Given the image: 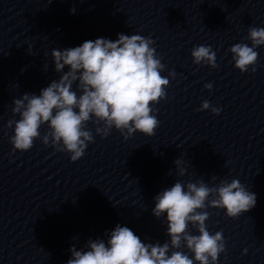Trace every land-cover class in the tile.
<instances>
[{
  "label": "clouds",
  "instance_id": "obj_1",
  "mask_svg": "<svg viewBox=\"0 0 264 264\" xmlns=\"http://www.w3.org/2000/svg\"><path fill=\"white\" fill-rule=\"evenodd\" d=\"M248 39L251 46L236 43L229 49L241 73L250 67L256 71L259 53L255 49L264 45V28L250 27ZM154 43L138 34L119 33L115 41L97 38L62 51L52 49L55 71L61 75L39 95L25 93L14 99L12 112L19 119L7 122L8 128L14 125L10 137L13 148L27 151L40 139L45 146L51 144L57 151L69 153L70 160L75 162L94 140L92 131L87 129L89 122L97 125L95 132L102 138L113 127L124 139L137 131L149 137L155 135L160 121L152 105L166 98L165 89L170 81L161 75L165 65ZM191 56L196 65L219 67L211 46H195ZM44 68L47 70V64ZM175 75L174 71L169 72V76ZM74 83L77 90H73ZM204 87L211 91L212 84ZM209 109L215 115L221 111L209 101H202L199 110ZM45 124L48 130L41 135L40 128ZM180 163L179 159L174 161L177 166ZM185 173L186 169L178 168V175ZM154 201L153 215L161 218L166 214L170 242H142L130 228L117 224L106 234V240H89L80 250L70 248L72 258L67 264H217L219 255L226 251L225 238L221 231L213 234L207 229L210 214L206 208L224 209L226 216L237 218L255 206L256 195L238 179H224L212 187L202 180L186 184L177 180L159 192ZM189 224L198 235L190 233ZM183 247L193 254L191 258L179 250Z\"/></svg>",
  "mask_w": 264,
  "mask_h": 264
}]
</instances>
